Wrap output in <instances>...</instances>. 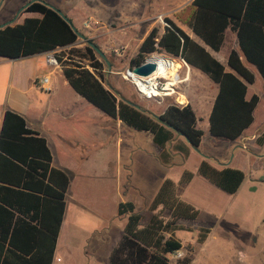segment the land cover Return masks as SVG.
<instances>
[{"label":"trees","instance_id":"trees-1","mask_svg":"<svg viewBox=\"0 0 264 264\" xmlns=\"http://www.w3.org/2000/svg\"><path fill=\"white\" fill-rule=\"evenodd\" d=\"M22 12L36 16H25L20 22L0 28V56L18 58L69 47L63 61L62 55L55 52L68 85L104 115L150 133L162 163L169 162L173 152L187 155L190 146L178 132L198 149L202 130L196 127L188 103H167L153 115L135 106L131 99L116 98L102 84L103 62L96 59L87 43L82 49L70 48L77 35L54 9L33 0ZM173 15L214 51L223 42L224 30L233 31L237 48L227 53L229 70L169 17H163L165 24L159 34L156 27L148 30L129 64H138L154 51V43L158 50L182 58L189 68L198 70L216 86L207 116L208 134L234 140L251 123L258 100L256 94L245 97L246 84L253 81V75L241 59L255 68L264 83V0H190ZM83 58L87 63L81 61ZM50 161L44 138L30 130L21 115L5 109L0 124V264H51L68 176L52 167ZM196 174L226 193H233L244 177L237 168L216 167L205 158L198 162ZM192 175L183 169L177 182L164 178L147 207L140 210H135L129 200L117 203L116 213L125 220L119 239L107 255V264H168V255L182 248L190 250L191 245L183 247L174 231L183 228L182 220H194L198 214L177 195V186L189 182ZM260 179L264 180V175ZM208 230L198 228V243ZM190 259L186 256L177 264H187Z\"/></svg>","mask_w":264,"mask_h":264},{"label":"rangeland","instance_id":"rangeland-1","mask_svg":"<svg viewBox=\"0 0 264 264\" xmlns=\"http://www.w3.org/2000/svg\"><path fill=\"white\" fill-rule=\"evenodd\" d=\"M27 1L29 0H0V24L12 18L14 19L11 23L18 22L25 13H17V11ZM41 1L58 9L75 23L76 30L82 37L77 36L71 49H82L87 40H93L105 58L109 59L110 63L107 58L104 61L95 52L96 59L103 62L102 84L116 98L131 99L140 109L153 115L159 113L167 103H173L174 94L161 98L141 97L133 86L121 77L120 72L130 66L129 61L135 55L139 42L148 30L156 27L159 34L163 28V17L171 16L173 9L181 8L186 0ZM29 16H36V14H29ZM67 49L69 47L56 50V53L62 55V61L66 58ZM81 61L87 63L84 58ZM246 66L253 73V82L248 86L247 91L255 92L259 101L252 111L253 119L244 129L243 134H255V136L248 140L238 138L234 142L208 136L205 130L204 113L198 110V106L199 104L206 106L207 101L213 96L214 88L202 82L200 76L194 74L191 68L182 66L179 70V74L183 76L186 69L187 77L179 83L177 90L203 118L202 120L199 117L197 121V127L204 132L198 149L195 150L196 155L204 154L211 156L216 162L219 160L226 162L229 167L241 170L244 177L233 193L221 191L196 174L195 156L189 157L184 165L173 169L174 173L168 174L174 177L176 173L180 175L183 169L193 173L190 181L182 184V187L185 196H188V202L198 211L194 220H182L180 224L183 228L174 231V236L183 247L186 244L191 245L190 250L182 248L168 255V264H177V260L186 256L191 257L187 264H264V180L260 179L264 175V158L256 157L257 153L264 152V84L257 71L251 65ZM89 70H91L90 67ZM195 72L205 81H209L200 72ZM35 93L41 98H46L48 94L39 89L35 90ZM53 100L62 105L68 102L69 98L61 90ZM77 108L80 110L77 109L78 115L75 118L82 119L79 123L76 121L77 130L72 125H68L67 132L73 131L78 138L87 142L91 139V134L95 133L96 127L104 128V133L110 131L109 145L101 148L97 163L93 153L94 157H89L80 165H74V177L72 182L70 181L71 186H68L66 190L65 202L70 203V191L73 200L71 199L72 203L68 206L75 210L77 205L84 215L87 213L89 217L97 218L95 220L104 221L106 229H109L113 236L114 230L122 219L116 216L117 202L115 200L121 199L122 196H125L122 200L133 197L135 206L142 208L145 206L147 196L143 195L144 189L149 187L155 175L161 172L148 169L149 155L146 156L145 153L140 152V149L131 150L127 158L128 172L119 175L121 189L120 194H116L117 160L112 143L116 131L113 127L108 129L102 124V112L90 104L83 102V106L77 105ZM58 128L63 129V124ZM243 142H245V150L235 147L234 143L241 146ZM230 144L232 148L227 157H222V154L229 150L227 145ZM257 145H261L259 149ZM63 156L64 154L60 157ZM65 158L70 159L69 156ZM64 223L57 241L60 248L66 246L71 252L68 264L87 262L90 264L92 256H95L96 264H107L102 252L108 243L102 242L100 233L82 240L75 230L74 219L71 224L65 221ZM200 227H208L209 230L205 239L198 243L196 237ZM83 245L85 247H82ZM82 250L87 252L84 253ZM93 250L94 252H91Z\"/></svg>","mask_w":264,"mask_h":264},{"label":"crops","instance_id":"crops-1","mask_svg":"<svg viewBox=\"0 0 264 264\" xmlns=\"http://www.w3.org/2000/svg\"><path fill=\"white\" fill-rule=\"evenodd\" d=\"M189 2L190 0H186L184 5H186ZM181 8L179 7V8L173 9L171 16H169V18H171V20L181 30H183L192 40L202 45L204 49L211 56L217 59L224 66L225 70H229L228 66L226 65L227 53L229 52L231 48H234V49L237 48L236 37H235L234 32L226 28L224 30V38H223L222 44L220 45L218 50L214 51L210 49L208 46H206L205 44H203L202 41L192 33L190 28L185 23L179 22L174 17L173 13L180 10ZM22 13L23 14L25 13V14L19 19L18 22H20L23 17L29 16V14H32V13H27V12H22ZM67 18L70 19L69 17ZM70 21L72 25L76 28L75 23H73L72 19H70ZM42 56H43L42 53H34V54H30V55H26V56H22L18 58H8V57L0 56V124H1L2 116H3V112L5 109L12 110L18 113L19 115H21L25 120L26 126L30 130L37 132L38 135L44 138L46 146L48 147V150L51 155L50 165L66 173V175L68 176V185H67V188H68V186L69 187L71 186L70 181L72 182L73 177H74V171H75V169L73 168L74 165H77V164L80 165L83 163V161H86L89 157L90 158L94 157L93 153H95V159H96L95 161L97 163V157L99 156V152L101 148L102 147L105 148V146L109 145L108 141L110 137L109 135L110 131H108L107 133H104L103 132L105 130L104 128L98 129V127H96L95 133L91 134L92 135L90 137L91 139L87 142H84V140L82 141L80 138H78L77 134L74 133L73 131L71 133L67 132L68 125H72L74 129H76V125H75L76 121L79 123V121H81L82 119V118H77V117L75 118V116L78 115L77 109L80 110V108H77V105L81 107L83 106V102H86L87 104H90V103L84 100L83 97L77 94L68 85L66 80L63 78L59 67H52V66L47 65L44 60V57ZM241 60L245 66L250 65L246 63L243 59ZM191 70L194 72V74H196L197 76H200L202 82H204L208 87L214 88L213 96L210 98V100L207 101L206 106H204V104L203 105L199 104L198 106V110L204 113L203 118L205 120V130L207 132V116H208V113L211 107L213 97L216 93V86L204 74L203 75L209 81H205L201 77L200 74L195 72L198 70L196 69H191ZM43 75L49 76L50 90L47 92L48 94L46 98L45 97L41 98L39 95L35 93V90L39 88L35 86L34 82L38 77L43 76ZM251 83L246 84V93H245L246 98H248L251 94H256L255 92L249 93L247 91L248 86ZM39 90H42V89H39ZM61 90H63L66 93L69 100L68 102L63 103L62 105H59L54 102L53 98H55ZM258 101H259V97H258L257 102ZM187 103L188 101L186 100V104ZM72 107H74V110H72ZM82 109L83 108H81V110ZM192 109L195 114L196 127H197L198 118L202 115H199V113L193 107ZM101 118L103 120L102 124L106 128L113 127L116 131L115 137H113L112 139V143L114 144V147H115V157L117 160L116 194H120V189H121L120 187L121 181L119 179V175L125 174L126 172H128L127 158L131 150L138 151L140 149V152L145 153L146 156L149 155L148 157H150L149 159L150 163L147 162V165H149L148 169L149 170L154 169L155 171L161 172L155 175V178L149 187L145 186L146 188L143 191V195L145 196L147 195V196L145 199V206H143L142 208L147 207L152 196L156 192L160 182L164 178H169L173 182H177L179 174L176 175L177 174L176 173L175 175H173L174 177H170V175L168 174L174 173L173 169H177L181 167L182 165H184L185 160L191 156H195L196 158L195 170H196V166L198 162L202 158L207 159L211 164L215 165L216 167L228 166L226 162H223L220 160L219 162H216L214 158H211V156H205L204 154L196 155L195 149L191 147L188 148V153L185 157H182L177 152H173L171 153L169 162L162 163L158 159L159 148L151 141L150 133L134 130L126 126L124 123H122L117 118H110L104 115L103 113H102ZM62 124H63V129L58 128V126H61ZM65 126H66V129H65ZM201 130L203 133L204 130L203 129ZM243 131L236 139L239 138V140L241 139L248 140L250 138L252 139L255 136V134L254 135L253 134L244 135ZM208 136L210 135L208 134ZM175 137L178 138V136H175ZM236 139L231 140V141L227 140V141L234 142ZM234 144H236V146L234 145L236 148L245 150V145H244L245 142L241 144L239 143L241 146H238V143H234ZM227 146L229 150L226 151L227 153L222 154V157H227L228 153L230 152L232 148L231 144ZM260 146L257 145V148L259 149ZM169 147H170V143H168L167 145V148ZM63 154L64 156L60 157ZM66 156H69L70 159L65 158ZM256 157L264 158V152L257 153ZM184 193L185 192L183 191L182 185H178L177 186L178 197L182 199L183 201L188 202L187 200L188 196H185ZM69 195L71 197L73 196L70 191H69ZM71 197H70V203H72V200H73V198ZM122 197L124 199L125 196H122ZM122 197L121 199L119 198L115 200V202L118 203L120 201H125V200H122ZM134 199L135 198L133 197L132 198L129 197L126 200H129L134 204L135 210L142 209V208H137L135 206ZM64 201H65V196H64ZM70 203L67 202L66 204L65 202L64 211L62 214V220H61V223L58 229V234H57L56 241H55L51 264H68L69 258L71 256V252L70 250L67 249L66 246L60 248V244L57 241V239L62 230V227H63L62 224L64 223V221L66 223L71 224L73 219L76 224L75 230L82 237V240L86 238L88 239L90 236H92L95 233H100V235H102V242L108 243V246L107 245H106L107 247L104 246L103 252H102L104 255V258H106L107 260V255L111 247L117 242V240L120 237L121 229H122V225L124 223L125 217L118 216L116 213V216L122 219L118 227L114 230L113 236H111L112 232H110L109 229H106V225L104 224V221L95 220L97 218L89 217L87 213L86 215H84L83 213H81L82 211L77 205H76L75 210L74 209L72 210L70 206H68ZM117 203H116V207H117ZM77 204H78V201H77ZM77 208H79V210H77ZM82 247H85V246L83 245ZM82 251L84 253L87 252V250H82ZM91 252H94V250ZM91 261L92 262H90V264H96L95 256H92ZM85 264H89V262Z\"/></svg>","mask_w":264,"mask_h":264},{"label":"built area","instance_id":"built-area-1","mask_svg":"<svg viewBox=\"0 0 264 264\" xmlns=\"http://www.w3.org/2000/svg\"><path fill=\"white\" fill-rule=\"evenodd\" d=\"M161 20V19H160ZM165 23H162L164 25ZM155 50L145 55L142 60L135 65H141L145 62L154 64L151 73L141 76L132 72L131 68L135 65L125 67L121 72V77L130 83L136 93L145 99L161 98L163 96H171L174 94L173 103L177 105H185L186 99L177 88L180 82L187 77V70L184 75L179 74L182 66L188 68L186 63L179 56H174L158 50V46L154 43ZM56 50L43 52L44 60L47 65L59 67L55 56ZM87 67V66H86ZM89 69V67H87ZM35 86L46 92L50 90L49 76L43 75L35 80Z\"/></svg>","mask_w":264,"mask_h":264},{"label":"water","instance_id":"water-1","mask_svg":"<svg viewBox=\"0 0 264 264\" xmlns=\"http://www.w3.org/2000/svg\"><path fill=\"white\" fill-rule=\"evenodd\" d=\"M33 0H29V1H27L24 5H22L19 9H18V11H17V13H19L28 3H30V2H32ZM49 7H51L52 9H54L61 17H62V19H64L69 25H70V27H71V29L76 33V35L77 36H80V37H82V35H80L79 33H78V31L76 30V28L72 25V23L70 22V20L61 12V11H59L58 9H56V8H54V7H52L51 5H48ZM13 19L14 18H12V19H10V20H8V21H6V22H3V23H1L0 24V28L1 27H3L4 25H7V24H10L12 21H13ZM87 44L94 50V52H96L104 61H106V58H105V56H104V54L102 53V51L93 43V42H91V41H89V40H87ZM154 69V64L153 63H151V62H145V63H143V64H141V65H135V66H133L132 68H131V70H132V72H134L135 74H138V75H141V76H145V75H147V74H149V73H151L152 72V70ZM136 106V105H135ZM178 134L180 135V136H182L185 140H186V142L188 143V145L191 147V148H193V149H195V147L194 146H192L191 144H190V142H189V140L183 135V134H181V133H179L178 132Z\"/></svg>","mask_w":264,"mask_h":264},{"label":"flooded vegetation","instance_id":"flooded-vegetation-1","mask_svg":"<svg viewBox=\"0 0 264 264\" xmlns=\"http://www.w3.org/2000/svg\"><path fill=\"white\" fill-rule=\"evenodd\" d=\"M264 172V171H263Z\"/></svg>","mask_w":264,"mask_h":264}]
</instances>
